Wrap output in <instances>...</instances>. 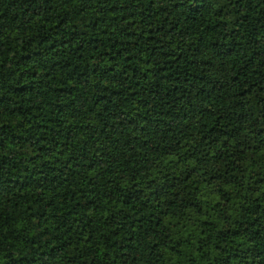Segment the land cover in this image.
Listing matches in <instances>:
<instances>
[{"label":"trees","instance_id":"1","mask_svg":"<svg viewBox=\"0 0 264 264\" xmlns=\"http://www.w3.org/2000/svg\"><path fill=\"white\" fill-rule=\"evenodd\" d=\"M0 264H264V0H0Z\"/></svg>","mask_w":264,"mask_h":264}]
</instances>
